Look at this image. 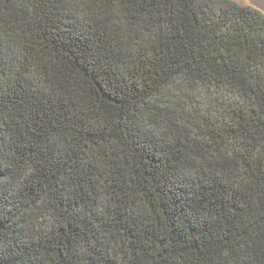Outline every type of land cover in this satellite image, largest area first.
Returning a JSON list of instances; mask_svg holds the SVG:
<instances>
[{
    "label": "trees",
    "instance_id": "1",
    "mask_svg": "<svg viewBox=\"0 0 264 264\" xmlns=\"http://www.w3.org/2000/svg\"><path fill=\"white\" fill-rule=\"evenodd\" d=\"M0 264H264V15L0 0Z\"/></svg>",
    "mask_w": 264,
    "mask_h": 264
},
{
    "label": "water",
    "instance_id": "2",
    "mask_svg": "<svg viewBox=\"0 0 264 264\" xmlns=\"http://www.w3.org/2000/svg\"><path fill=\"white\" fill-rule=\"evenodd\" d=\"M235 2L252 7L264 15V0H235Z\"/></svg>",
    "mask_w": 264,
    "mask_h": 264
},
{
    "label": "rangeland",
    "instance_id": "3",
    "mask_svg": "<svg viewBox=\"0 0 264 264\" xmlns=\"http://www.w3.org/2000/svg\"><path fill=\"white\" fill-rule=\"evenodd\" d=\"M235 1V0H234Z\"/></svg>",
    "mask_w": 264,
    "mask_h": 264
}]
</instances>
